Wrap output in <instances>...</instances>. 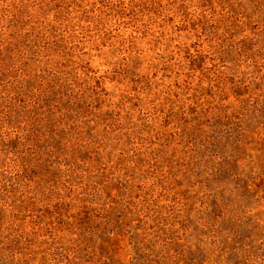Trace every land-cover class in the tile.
Instances as JSON below:
<instances>
[{
    "label": "rangeland",
    "instance_id": "1",
    "mask_svg": "<svg viewBox=\"0 0 264 264\" xmlns=\"http://www.w3.org/2000/svg\"><path fill=\"white\" fill-rule=\"evenodd\" d=\"M0 264H264V0H0Z\"/></svg>",
    "mask_w": 264,
    "mask_h": 264
}]
</instances>
